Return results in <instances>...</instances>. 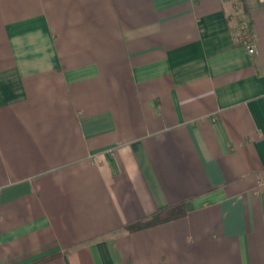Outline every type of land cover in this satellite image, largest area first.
Segmentation results:
<instances>
[{
	"label": "crops",
	"instance_id": "0c3cea01",
	"mask_svg": "<svg viewBox=\"0 0 264 264\" xmlns=\"http://www.w3.org/2000/svg\"><path fill=\"white\" fill-rule=\"evenodd\" d=\"M0 264H264V0H0Z\"/></svg>",
	"mask_w": 264,
	"mask_h": 264
},
{
	"label": "trees",
	"instance_id": "16d2710c",
	"mask_svg": "<svg viewBox=\"0 0 264 264\" xmlns=\"http://www.w3.org/2000/svg\"><path fill=\"white\" fill-rule=\"evenodd\" d=\"M185 214L184 208L182 205L169 208L167 210H164L162 212L157 213L153 217L137 222L133 225H130L127 227V230L129 232H136L140 230H144L150 227H154L178 218H181Z\"/></svg>",
	"mask_w": 264,
	"mask_h": 264
},
{
	"label": "built area",
	"instance_id": "2783aa9c",
	"mask_svg": "<svg viewBox=\"0 0 264 264\" xmlns=\"http://www.w3.org/2000/svg\"><path fill=\"white\" fill-rule=\"evenodd\" d=\"M239 40L241 44L246 47L249 55L252 56L256 53L255 37L252 34L249 33L243 34Z\"/></svg>",
	"mask_w": 264,
	"mask_h": 264
}]
</instances>
